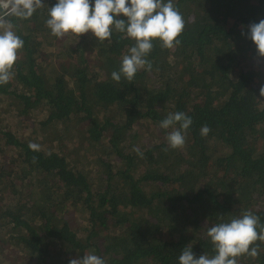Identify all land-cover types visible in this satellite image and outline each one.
<instances>
[{"label":"trees","instance_id":"1","mask_svg":"<svg viewBox=\"0 0 264 264\" xmlns=\"http://www.w3.org/2000/svg\"><path fill=\"white\" fill-rule=\"evenodd\" d=\"M43 2L28 19L8 17L24 47L0 85V264L89 252L106 264H179L187 245L215 254L213 224L245 211L264 224V58L241 35L264 19V0H174L180 45L153 41V70L119 82L111 74L134 41L115 30L110 41L57 38L45 23L56 0ZM177 111L193 123L171 149L159 124ZM256 244L259 256L239 264H264Z\"/></svg>","mask_w":264,"mask_h":264},{"label":"clouds","instance_id":"2","mask_svg":"<svg viewBox=\"0 0 264 264\" xmlns=\"http://www.w3.org/2000/svg\"><path fill=\"white\" fill-rule=\"evenodd\" d=\"M44 5L43 0H0V8L6 10L0 12V85H6L14 78L13 68L24 47V40L14 31L8 17L28 19ZM45 23L57 38L68 33L77 37L91 33L96 40L110 41L113 30L125 33L134 44L127 54L122 55L119 70L111 74L116 82L122 76L132 81L142 69L151 72L153 64L147 57L154 48L153 41L159 40L167 49L177 47L181 43L178 37L186 26L174 0H56L53 6H48ZM241 35H246L256 46L258 56L264 58V19L249 24L247 34L242 31ZM259 94L264 96V85ZM192 123L191 117L180 111L170 112L160 122L161 129H172L166 136L168 148L182 149L185 146L187 130ZM210 131L205 125L201 134L206 136ZM29 148L39 151L40 145L30 143ZM206 235L215 254L197 257L192 246L187 245L179 255V264H239L243 255L255 259L260 254L256 242H264V224L260 223L259 216L245 211L228 222L211 225ZM69 264H106V261L89 252L82 258L70 259Z\"/></svg>","mask_w":264,"mask_h":264},{"label":"rangeland","instance_id":"3","mask_svg":"<svg viewBox=\"0 0 264 264\" xmlns=\"http://www.w3.org/2000/svg\"><path fill=\"white\" fill-rule=\"evenodd\" d=\"M4 113L5 124H7L11 129L16 130V123L14 122L15 116L11 115V110H3Z\"/></svg>","mask_w":264,"mask_h":264},{"label":"built area","instance_id":"4","mask_svg":"<svg viewBox=\"0 0 264 264\" xmlns=\"http://www.w3.org/2000/svg\"><path fill=\"white\" fill-rule=\"evenodd\" d=\"M4 11H6L5 9H3Z\"/></svg>","mask_w":264,"mask_h":264}]
</instances>
